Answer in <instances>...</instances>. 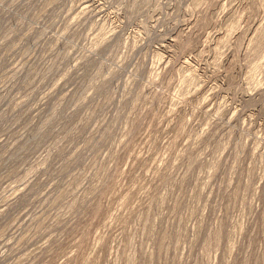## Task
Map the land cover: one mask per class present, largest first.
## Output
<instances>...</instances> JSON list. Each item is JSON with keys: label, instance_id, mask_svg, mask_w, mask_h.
I'll return each mask as SVG.
<instances>
[{"label": "rangeland", "instance_id": "obj_1", "mask_svg": "<svg viewBox=\"0 0 264 264\" xmlns=\"http://www.w3.org/2000/svg\"><path fill=\"white\" fill-rule=\"evenodd\" d=\"M0 264H264V0H0Z\"/></svg>", "mask_w": 264, "mask_h": 264}]
</instances>
